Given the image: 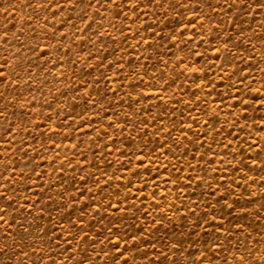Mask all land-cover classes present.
Instances as JSON below:
<instances>
[{
    "label": "rangeland",
    "instance_id": "374dc122",
    "mask_svg": "<svg viewBox=\"0 0 264 264\" xmlns=\"http://www.w3.org/2000/svg\"><path fill=\"white\" fill-rule=\"evenodd\" d=\"M0 264H264V0H0Z\"/></svg>",
    "mask_w": 264,
    "mask_h": 264
}]
</instances>
